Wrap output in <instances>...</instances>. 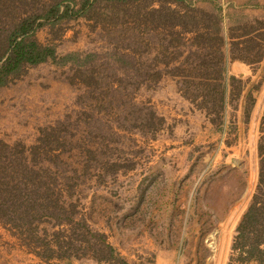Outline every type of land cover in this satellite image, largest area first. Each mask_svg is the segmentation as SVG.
I'll list each match as a JSON object with an SVG mask.
<instances>
[{"label": "rangeland", "instance_id": "1", "mask_svg": "<svg viewBox=\"0 0 264 264\" xmlns=\"http://www.w3.org/2000/svg\"><path fill=\"white\" fill-rule=\"evenodd\" d=\"M93 1L77 17L44 20L35 38L55 56L0 86V264H111L89 255L46 260L32 250V230L13 213L19 202L11 195L46 176L73 205L66 220L85 218L129 264H228L258 184L264 62L249 82L242 78L254 113L246 117L235 83L225 110L207 117L168 73L159 48L168 31L143 22L159 0ZM56 2L78 12L86 0H0V63L11 31ZM211 3L197 6L213 10ZM233 14V24L264 20ZM60 228L38 229L52 240Z\"/></svg>", "mask_w": 264, "mask_h": 264}, {"label": "trees", "instance_id": "2", "mask_svg": "<svg viewBox=\"0 0 264 264\" xmlns=\"http://www.w3.org/2000/svg\"><path fill=\"white\" fill-rule=\"evenodd\" d=\"M197 1L213 2V10L198 7ZM92 2L94 1L86 0L78 12H75V8L69 3L62 5L61 2H56L45 13L24 18L8 35L10 53L0 63V86L5 85L9 78L18 74L25 65H36L55 56L52 46L43 45L35 38L36 31L45 25L46 20L71 17L73 14L77 17L86 11L88 4ZM159 2L158 7H152L146 12L143 22L152 23V30L164 28L168 31L165 42L159 46L160 54L166 58L164 63L170 69L168 73L177 79L182 96L198 110L205 112L207 117L220 116L226 108L235 83L240 84L237 97H241L245 89L241 77L227 75L224 51L227 39L223 35V6L219 0ZM251 5L258 7L257 4ZM229 31V37L232 39L231 57L251 64L255 71L254 65L264 57V20L245 16L243 20L232 24ZM233 31L240 34L235 35ZM141 32L143 33V30ZM259 41L262 44H256ZM256 45L260 47L261 53L252 58L249 51L255 49ZM247 80L249 82L250 79ZM251 90L246 95L247 118L255 105ZM217 118L210 120L216 123ZM258 154L257 188L236 228L228 264H264V117ZM37 184L27 186L26 193L25 189H16L15 194L12 193L11 196L19 202L14 206L13 213L30 225V239L35 243L32 250L38 256L46 260L57 257L70 262L75 257L89 255L97 261L129 264L104 233L91 230L85 218L74 220V226L66 220L65 212L73 205L57 196L53 189L54 183L49 177L46 176L45 180H40ZM42 222L50 224L51 230L55 226H61L59 230L53 231L52 240L41 239L38 228ZM68 225H71L70 229H66ZM67 230L71 232L69 235L65 234ZM38 247L41 250H38Z\"/></svg>", "mask_w": 264, "mask_h": 264}, {"label": "crops", "instance_id": "3", "mask_svg": "<svg viewBox=\"0 0 264 264\" xmlns=\"http://www.w3.org/2000/svg\"><path fill=\"white\" fill-rule=\"evenodd\" d=\"M220 4L223 6V35L227 39V44L225 48V53H226V64H227V72L228 76H236V77H241V78H247L251 80V77L255 74L256 71L253 70L251 67V64H248L247 62L238 59V58H232L231 57V38L229 37V29L232 26V22L234 20L233 13L241 10L247 14H255L258 15L260 13L264 14V0H258L261 2V4L258 7H253L249 3L242 2V0H219ZM246 1H253V0H246ZM264 62V57L263 60L260 61L257 64H262ZM243 91V95H244ZM248 93V92H247ZM247 93L244 95L246 97ZM242 95V96H243ZM257 103H255L254 110L256 109ZM256 118V117H253Z\"/></svg>", "mask_w": 264, "mask_h": 264}]
</instances>
